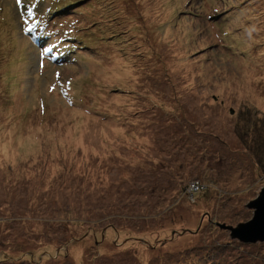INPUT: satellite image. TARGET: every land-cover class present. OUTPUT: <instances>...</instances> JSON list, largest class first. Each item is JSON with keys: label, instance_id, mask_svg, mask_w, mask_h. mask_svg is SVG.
I'll list each match as a JSON object with an SVG mask.
<instances>
[{"label": "rangeland", "instance_id": "obj_1", "mask_svg": "<svg viewBox=\"0 0 264 264\" xmlns=\"http://www.w3.org/2000/svg\"><path fill=\"white\" fill-rule=\"evenodd\" d=\"M51 3L0 0V264H264V0Z\"/></svg>", "mask_w": 264, "mask_h": 264}, {"label": "water", "instance_id": "obj_2", "mask_svg": "<svg viewBox=\"0 0 264 264\" xmlns=\"http://www.w3.org/2000/svg\"><path fill=\"white\" fill-rule=\"evenodd\" d=\"M249 207L254 208L251 219L240 223L237 227L221 224L220 227L230 229L233 237H237L242 242L264 241V191L262 196L249 203Z\"/></svg>", "mask_w": 264, "mask_h": 264}, {"label": "trees", "instance_id": "obj_3", "mask_svg": "<svg viewBox=\"0 0 264 264\" xmlns=\"http://www.w3.org/2000/svg\"><path fill=\"white\" fill-rule=\"evenodd\" d=\"M52 4H53V0H52V3H51V9H52ZM68 10H69V7L67 8ZM66 9V10H67ZM65 10H62V12H64ZM73 13V12H72ZM64 16L63 14H60V13H55V16H54V18H55V20H56V22H54V23H57V22H59V24H62L63 22L62 21H58V19H59V16ZM47 17H49V15H47ZM69 17H71L70 15H69ZM72 19V18H71ZM79 19H80V17H79ZM48 24H49V22H48ZM86 36H87V34H86ZM70 40H74L75 41V37H74V33H71V34H69V37H68ZM77 48H78V46H77V44H75L74 45V43L73 44H71V45H69V46H66V48H64L63 50H61V49H59L58 51H56V52H54V54L55 55H59V56H61V57H67V55H69L70 54V56H69V58H70V60L71 61H73V58H75V55H74V53H76V55H77V52H78V50H77ZM46 51V50H45ZM54 55V56H55ZM74 57H73V56ZM63 58H61V60L60 61H64V59ZM70 60H67V61H70ZM60 61H57V62H60ZM252 243H255V242H252ZM67 257V255L66 254H64L63 255V258L64 257ZM67 260H69L68 258H66ZM56 263V262H55ZM49 264H54V261H51Z\"/></svg>", "mask_w": 264, "mask_h": 264}, {"label": "snow or ice", "instance_id": "obj_4", "mask_svg": "<svg viewBox=\"0 0 264 264\" xmlns=\"http://www.w3.org/2000/svg\"><path fill=\"white\" fill-rule=\"evenodd\" d=\"M17 3L19 4L20 0H17ZM28 11H29V14H31V9H29Z\"/></svg>", "mask_w": 264, "mask_h": 264}]
</instances>
